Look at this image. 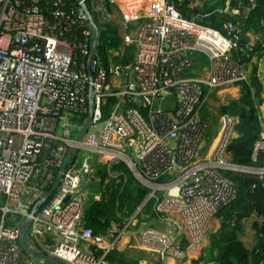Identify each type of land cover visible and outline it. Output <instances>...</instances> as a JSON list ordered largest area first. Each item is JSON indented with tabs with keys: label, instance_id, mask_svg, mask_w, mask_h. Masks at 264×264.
Returning <instances> with one entry per match:
<instances>
[{
	"label": "built area",
	"instance_id": "1",
	"mask_svg": "<svg viewBox=\"0 0 264 264\" xmlns=\"http://www.w3.org/2000/svg\"><path fill=\"white\" fill-rule=\"evenodd\" d=\"M247 1L249 7L230 12L256 5ZM117 2L0 0V264L47 262L30 257L19 242L26 218V246L64 264H111L107 254L128 231L142 249L157 253L155 264L168 257L217 264L204 259L202 248L218 211L236 195L226 173L264 175L261 166L231 160L237 115L222 113L211 146L198 154L209 127L201 109L210 93L247 79L233 57L240 47L237 25L222 33L183 16L173 0H156L150 13L126 8L117 20ZM86 10L98 27L93 53ZM132 21L138 23L135 35L127 30ZM110 25H117L120 41L102 56L100 26ZM197 63H203L201 75L184 74ZM73 147L57 186L42 201ZM259 152L263 133L254 143V162ZM95 158L106 162L107 174L94 200L121 173L112 169L118 162L149 189L131 215L100 233L85 225ZM150 201L165 227L144 224L142 210Z\"/></svg>",
	"mask_w": 264,
	"mask_h": 264
},
{
	"label": "trees",
	"instance_id": "2",
	"mask_svg": "<svg viewBox=\"0 0 264 264\" xmlns=\"http://www.w3.org/2000/svg\"><path fill=\"white\" fill-rule=\"evenodd\" d=\"M239 1L246 5L250 4L247 0ZM173 2L178 5L176 0ZM176 8L180 10V6ZM252 17L264 19V0H256V5L251 7L246 22ZM230 22H233V19L231 20L227 15L213 14L210 17L211 26L216 29H221L223 24ZM116 31L117 25H110L107 30L100 28L97 50L102 56L107 46L119 43L120 39ZM108 38L110 41L106 43ZM241 90L239 103L232 105L238 111L239 122L236 126L237 135L230 142L228 150L235 164L263 166L264 152L257 154L255 162L252 160L254 143L260 136L256 102L246 83L241 82ZM115 166L119 167L120 164ZM122 175L120 173L105 184L104 195L100 200L91 197L87 202L85 225L94 233L104 232L112 222L121 223L124 217L135 211L149 191L138 181L135 182L134 187L126 189L124 185L127 179L124 180ZM230 178L236 185V195L217 213L220 228L210 239V248H217V255L211 258L217 264H260L264 259V175L235 172ZM251 215H255L256 219L251 225L254 230V242L249 245L239 237V232L241 221ZM118 257L119 254L115 249L107 254L109 262H114ZM119 264L123 263L119 262Z\"/></svg>",
	"mask_w": 264,
	"mask_h": 264
},
{
	"label": "crops",
	"instance_id": "3",
	"mask_svg": "<svg viewBox=\"0 0 264 264\" xmlns=\"http://www.w3.org/2000/svg\"><path fill=\"white\" fill-rule=\"evenodd\" d=\"M156 0H118L116 4V15L117 20L121 18L122 11L126 8L132 9L136 12L141 13H150L156 9ZM178 5L180 6V13L188 18L201 19V21H206V25L211 26L210 17L213 14L219 15H227L230 19H233V22L223 24L221 29H217L222 33H225L227 30L229 31L231 25H237L239 29L240 35V47L233 53V57L242 64L245 69L247 79L244 83H246L249 91H251V95L253 96L256 106H257V115L260 122V133L264 134V19L259 20L257 18L252 17L249 22H246V18L250 12V9L241 8V13L239 15H233L230 12V7H239V0H176ZM175 5L176 7H179ZM244 7H249V5L243 4ZM225 8L226 11L224 10ZM178 9V8H177ZM229 22V21H228ZM230 26V27H228ZM212 27V26H211ZM214 28V27H213ZM216 29V28H215ZM198 65L194 67V73L191 72L192 75H201L202 68L200 67L203 63H197ZM241 83L230 85L224 88H216L213 89L210 93L208 100L211 102V98H215L216 93L218 95L223 93V100L230 101L231 99H238L241 96ZM206 103L203 107L206 106ZM227 103V102H226ZM225 105V104H224ZM210 113L211 111L207 109ZM212 113V112H211ZM205 112L202 117L208 120L210 124L211 130L213 129L212 125L215 121L216 123V132L211 135V142L208 148L203 153L208 151L211 146L213 139L217 133V128L219 124V117L212 118V121H209V117L205 116ZM211 122V123H210ZM211 132V131H210ZM237 135V133H236ZM235 135V136H236ZM204 142V141H203ZM204 143L201 144V148H203ZM200 148V150H201ZM199 150V151H200ZM199 154V153H198ZM200 156V154H199ZM103 181H95L91 193L89 195V199L96 193H99L102 188ZM88 199V201H89ZM151 211L145 212L147 217L150 215ZM217 219V218H216ZM144 224L156 227H165L163 223H160L156 219L149 217L145 220ZM220 228V220H213L211 225V234L216 233ZM212 237V236H211ZM210 239L204 240V245L202 248V253L205 254L204 259L207 261H213L211 257H215L217 255V248H210ZM252 241V240H251ZM247 242V241H246ZM116 252L119 254V257L114 260V262H110L111 264H155L158 260L157 253L147 251L142 249L138 244V239L135 234L131 231H128L124 235L120 237L117 242V246L115 248ZM165 264H179L177 260L168 257L164 261ZM185 264H196L195 261L187 262Z\"/></svg>",
	"mask_w": 264,
	"mask_h": 264
},
{
	"label": "rangeland",
	"instance_id": "4",
	"mask_svg": "<svg viewBox=\"0 0 264 264\" xmlns=\"http://www.w3.org/2000/svg\"><path fill=\"white\" fill-rule=\"evenodd\" d=\"M92 15L95 18L94 14H92ZM137 25H138L137 22H133V21L130 22L127 25L128 32L132 33L133 35H135V30L137 28ZM100 28L102 29L101 26H100ZM131 52H132V48H128L127 51H126V57L127 58L131 57ZM191 72L194 73V69H192ZM191 72L190 71H185L184 74L185 75H190ZM218 94L219 93H216V95L214 96L215 98H213V97L211 98V102L209 101L208 103H206L205 107H206V113L207 114H205V116L209 117V121L210 120L212 121V118H214L216 116L218 118L222 113H230V114H233V115H237L238 114L237 109H234L232 107V105L233 104H238L239 103V99H240L241 96L238 99H231L230 101H228L226 99L223 100V98H222L223 97V93L220 94L221 96H219ZM205 107H203L201 109V115H204ZM207 109L210 110L212 113L211 112L209 113L207 111ZM226 109H228V110H226ZM73 118L75 120L78 119V117L76 115H73ZM78 126H79V123H76L75 126L71 127V131H72V135L73 136L75 135L74 133H76L78 131ZM215 126H216V123L214 121L213 125H212L213 129L211 130L210 124H209V127H208V129H207V131L205 133V138H204V142H203L204 143L203 148H201V150L199 151L200 157H202L203 153L208 148V146H209V144L211 142V135L212 134L214 135L215 132H216V127ZM82 153H83V151H82ZM94 164H95L94 169L96 170V173L94 175V180H97V181H99L100 179L105 180V177H106V174H107L106 162L103 159L95 158ZM117 164H120V166L119 167L114 166V167H112V169L114 171L121 172L123 174L122 176H123L124 180L127 179V182L124 185L126 187V189L134 187L135 182L137 181V179H136V176L131 171V169L127 165H125L124 163L118 162ZM262 164H263V166H261V167L264 168V160H263ZM234 173L235 172L231 171V172H227L226 175L230 177L231 174H234ZM143 199H142V201H143ZM142 201L139 203V205L142 203ZM151 204H152V201L147 203V205L143 208L142 211H144V212L151 211ZM144 212H139V215H138V219L139 220L144 218V215H143ZM149 217H152L153 219H155V216L153 215V213L150 212V215L147 218H144V220H147ZM255 219H256V216L255 215H251V216H248V217H246L245 219H243L241 221V230L239 232V237L241 239H243L244 241H247V244H249V245H251L252 242H254V230L251 227V225H252V222ZM214 220H217V219L215 218ZM258 220L260 221V219H258ZM211 230L212 229L208 230L207 235H206V239L212 238L211 236L215 235L214 233L211 234ZM44 264H50V263L49 262H45Z\"/></svg>",
	"mask_w": 264,
	"mask_h": 264
},
{
	"label": "water",
	"instance_id": "5",
	"mask_svg": "<svg viewBox=\"0 0 264 264\" xmlns=\"http://www.w3.org/2000/svg\"><path fill=\"white\" fill-rule=\"evenodd\" d=\"M84 8H85V7H84ZM86 12H87V14H88L89 21H90V23H91V25H92V27H93L94 33H95V36H94V38H93V40H92V47H91V49H92V53H93V52L95 51V47H96V41H97V36H98V27H97V25L95 24V22L92 20V18L90 17L89 12H88L87 10H86ZM197 21H201V19H197ZM91 112H92V106H91V108H90V113H91ZM89 122H90V118H89L88 121L86 122V125H85V127L83 128L82 132H81V133L79 134V136L77 137V140H80V139H81L82 135L85 133V131H86L88 125H89ZM74 150H75V149H74V147H73V148H71L70 151L68 152V154H67V156H66V159H65L63 165H62L61 168H60V172L57 174V176H56V178H55V180H54V182H53L51 188L49 189V191L47 192V194L44 196V198L42 199V201H44V200H45V199H46V198H47V197L53 192V190H54L55 187L57 186V184H58V182H59V179H60V177H61V174H62V172L64 171V168H65V166H66V164H67V162H68V160H69V157H70V155L74 152ZM28 223H29V219L26 218V219L23 221L22 225H21L20 238H19V242H20L22 248L27 252V254H28L30 257L34 258V259H44V260H46L47 262H50L51 264H64V263L58 261V260H57L56 258H54V257H51V256H45V257H44V256H41V255H37V254L33 253V251H32L29 247L26 246V244L24 243V240H23V233H24V230L27 228Z\"/></svg>",
	"mask_w": 264,
	"mask_h": 264
}]
</instances>
